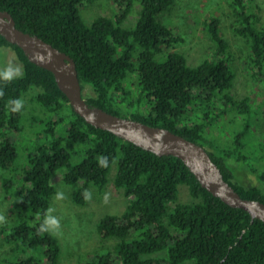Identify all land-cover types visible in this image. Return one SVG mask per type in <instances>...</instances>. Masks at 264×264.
Returning a JSON list of instances; mask_svg holds the SVG:
<instances>
[{
  "label": "trees",
  "instance_id": "trees-1",
  "mask_svg": "<svg viewBox=\"0 0 264 264\" xmlns=\"http://www.w3.org/2000/svg\"><path fill=\"white\" fill-rule=\"evenodd\" d=\"M92 1L0 0V10L12 15L19 30L37 35L74 60L82 91L88 86L91 92L82 94L89 106L164 128L208 147L223 179L242 198L264 203V188L241 185L235 177L239 172L235 162L244 157L237 155L234 145L240 146L244 135L235 136V143L227 141L225 149L206 139L213 131L211 121L259 113L249 97L239 100L232 95L233 55L223 37L221 20L210 17L204 21L213 48L192 67L176 50L182 41L176 28L158 19L177 0H115V16L98 17L88 25L80 9ZM134 1L140 11L135 25L127 28L123 23ZM253 8L245 0H232L231 29L245 39L248 48L242 68L254 80L264 82V16L259 17ZM0 47L11 49L23 68L21 76L0 80L3 187H10L7 176L16 169V134L21 136L20 121L26 111L24 105L12 112L9 100L32 94L40 111L55 114L54 124L65 127L64 134L36 145L27 158L23 178L28 184L18 186L17 212L14 221L7 223L9 232L4 236L9 249L0 264H57V239L51 231H38L55 194L52 179L56 171L65 168V184L80 183L71 199L85 207L89 199L84 198V191L89 192L90 187L102 190L114 165L113 185L128 205L122 214L105 215L98 222L99 238L116 243L112 251L89 264H264L262 221L202 188L180 159L157 156L86 123L72 110L50 71L35 65L1 35ZM244 127L246 130L247 125ZM76 154L81 160L72 163ZM101 155L108 157L107 167L99 164ZM246 173L252 176V171ZM179 186L186 188L190 201L180 202Z\"/></svg>",
  "mask_w": 264,
  "mask_h": 264
},
{
  "label": "rangeland",
  "instance_id": "rangeland-1",
  "mask_svg": "<svg viewBox=\"0 0 264 264\" xmlns=\"http://www.w3.org/2000/svg\"><path fill=\"white\" fill-rule=\"evenodd\" d=\"M231 1L177 0L175 7L160 14L158 19L163 25L176 28L177 33L182 38V41L176 45V50L186 56L188 65L192 67L199 65L206 57L207 49L213 48L210 36L204 27V21L210 17H217L221 20L223 37L228 42L229 50L233 55L230 64L235 74L231 89L232 95L239 100L245 96L249 97L253 110H259V113H256L257 116L252 113L246 118L237 116L234 119L229 116L211 121L214 126L213 131L206 134V139L209 143H214L221 149H225L227 141L234 142L235 136L244 135L243 139H240V146L234 145L235 148L238 147L237 155L244 157L238 163L235 162L239 171L236 172L235 177L241 185H255L264 188V82L254 80L242 68V60L245 58L248 48L245 39L232 32ZM245 1L255 7L253 11L259 17L264 16V0ZM139 11V3L134 1L132 11L127 15L123 26L133 27ZM117 13L115 0H93L90 4H83L80 9V14L88 25L98 17H113ZM8 64L19 66L21 75L23 74V68L14 52L9 48L0 47V69ZM82 94L84 96L91 94L88 86L83 88ZM31 95L28 94L23 99V106L25 105L26 111H24L20 121L21 136L16 134L18 156L14 165L16 168L14 173L7 176L10 177L11 182L8 189L3 187L0 177V216L4 218L0 221V259L5 258L4 252L9 249V245L4 241V236L9 232L7 223L11 224L14 221L17 212L18 186L28 184L23 178L24 169L28 167V156L33 153L36 145L53 139V136L60 137L64 134L65 129L63 124L57 126L54 124L57 120L55 114L40 111V108L32 102L33 97ZM34 106L39 110H36ZM245 124L247 125L246 130H244ZM52 129L56 130L53 131ZM205 149L209 151L208 147ZM235 157L238 159V156ZM80 160V154H76L72 156L71 162L78 163ZM247 171H252V176H250L251 174L248 175ZM65 172V168L58 169L52 179L55 194L49 207L53 209L51 215L59 221L58 230L51 231L60 247L57 264H89L95 258L112 251L116 243L115 240H101L99 238L97 234L98 222L105 215L122 214L128 205V201L121 191L113 185L116 174L115 165L109 171L108 183L102 190H98L96 187L89 188L91 198L85 207L72 201L71 192L80 183L65 184L63 182ZM179 191L181 192H179L180 202L190 201L186 188L179 186ZM57 193H62V197H58ZM105 193H108L107 202L104 200Z\"/></svg>",
  "mask_w": 264,
  "mask_h": 264
},
{
  "label": "water",
  "instance_id": "water-1",
  "mask_svg": "<svg viewBox=\"0 0 264 264\" xmlns=\"http://www.w3.org/2000/svg\"><path fill=\"white\" fill-rule=\"evenodd\" d=\"M0 35L21 48L35 65L50 71L72 110L86 123L108 131L157 156L180 159L201 187L233 208H240L264 223V203L242 198L222 176L206 149L178 134L160 127L110 114L89 106L83 96L74 60L34 34L19 30L12 15L0 10Z\"/></svg>",
  "mask_w": 264,
  "mask_h": 264
},
{
  "label": "clouds",
  "instance_id": "clouds-1",
  "mask_svg": "<svg viewBox=\"0 0 264 264\" xmlns=\"http://www.w3.org/2000/svg\"><path fill=\"white\" fill-rule=\"evenodd\" d=\"M21 75V68L19 66L13 65V64H8L4 68L0 69V80H5V81H11L14 78H17ZM0 95H3V90L0 89ZM23 100L21 98H13L8 101V105L10 107V110L12 112H19L22 107H23ZM98 162L101 166L107 167L108 166V157L107 156H99L98 157ZM62 193H57L58 197H62ZM85 199H90L91 198V193L88 192L87 190L84 191L83 193ZM108 199V193H105L104 195V200L107 202ZM53 209L49 208L47 210V213L39 225L38 231H56L59 228V221L58 219L51 215ZM4 218L0 216V221H2Z\"/></svg>",
  "mask_w": 264,
  "mask_h": 264
}]
</instances>
